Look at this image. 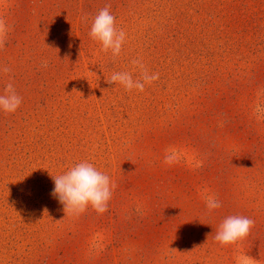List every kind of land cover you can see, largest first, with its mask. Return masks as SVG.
Here are the masks:
<instances>
[{
	"label": "rangeland",
	"instance_id": "obj_1",
	"mask_svg": "<svg viewBox=\"0 0 264 264\" xmlns=\"http://www.w3.org/2000/svg\"><path fill=\"white\" fill-rule=\"evenodd\" d=\"M106 5L115 60L89 35ZM0 18V94L22 97L0 111V264H264V0H0ZM133 59L159 79L105 82ZM84 160L116 187L66 215L51 175ZM231 215L255 225L224 247Z\"/></svg>",
	"mask_w": 264,
	"mask_h": 264
},
{
	"label": "clouds",
	"instance_id": "obj_2",
	"mask_svg": "<svg viewBox=\"0 0 264 264\" xmlns=\"http://www.w3.org/2000/svg\"><path fill=\"white\" fill-rule=\"evenodd\" d=\"M111 5H106L92 20L89 35L101 45V50L111 53L113 60L118 58L126 42V32L117 28L116 17L110 12ZM84 22L87 23L85 16ZM9 30L6 21L0 18V48L4 47L5 37ZM132 71L114 72L105 82L109 85L119 84L126 91L136 89L143 92L145 85H150L159 79V73H150L141 59H133ZM47 67L45 61L42 65ZM0 71L8 73L10 69L3 67ZM139 72L138 78H133V72ZM22 104V97L17 93L13 83L5 85L3 94H0V111L6 114L15 113ZM166 164L172 163V158L166 156ZM54 189L53 198L63 206L66 215L79 216L87 211L89 206L98 214L108 211L116 185L111 178L98 170L95 165L87 160L77 162L64 173L52 176ZM207 191V190H205ZM206 207L209 212L220 208L221 202L214 195L205 196ZM47 211V210H45ZM255 221L239 215L226 217L216 230L215 240L221 246L234 245L238 241L246 239L254 227ZM236 264H251V258L247 255L237 257Z\"/></svg>",
	"mask_w": 264,
	"mask_h": 264
}]
</instances>
